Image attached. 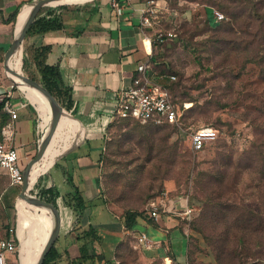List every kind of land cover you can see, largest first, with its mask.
Listing matches in <instances>:
<instances>
[{
    "label": "rangeland",
    "instance_id": "374dc122",
    "mask_svg": "<svg viewBox=\"0 0 264 264\" xmlns=\"http://www.w3.org/2000/svg\"><path fill=\"white\" fill-rule=\"evenodd\" d=\"M84 1L87 0L65 5L83 7L94 0ZM168 1L176 14L163 16L160 26L172 30L175 36L153 45L152 68L173 75L166 80V88L175 102L187 103L186 108L182 106L183 126L188 131L211 126L217 130V137L193 151L174 124L132 118L114 120L104 135L101 157L104 199L123 215L130 209L143 213L147 202L156 196L188 195L194 206L191 219L183 222L189 235V264H264V0ZM222 1L232 6L235 20L222 9ZM60 5H45L39 12ZM209 6L224 15L213 27L204 19ZM16 22L9 24V42ZM26 36L27 33L22 42V72L42 83ZM9 44L2 43L0 47L7 49ZM0 75L11 90L35 108L40 127V112L7 75L2 60ZM35 88L32 89L47 100V95ZM63 108V116L72 122L66 114L70 110ZM80 118L89 133L91 129L102 132L105 120L99 121L96 116ZM163 135L166 138L158 141ZM51 173L62 175L56 168ZM203 176L211 179L212 193L199 185ZM41 177L42 173L30 193L40 196L36 192ZM57 182L63 186L61 180ZM14 188L20 189L21 184H14ZM13 189L9 192L13 193ZM208 193L209 199L205 197ZM210 199L216 206L211 207ZM217 202H221V210ZM28 208L36 209L30 205ZM12 209L17 222L14 233L19 236L17 199ZM91 219L95 220V211ZM64 226L62 219L60 232ZM170 236L173 247L179 248L180 240ZM17 241V258L7 255L8 264L21 262L23 243L20 237ZM130 245L128 238L118 250L133 258L135 251Z\"/></svg>",
    "mask_w": 264,
    "mask_h": 264
},
{
    "label": "crops",
    "instance_id": "0c3cea01",
    "mask_svg": "<svg viewBox=\"0 0 264 264\" xmlns=\"http://www.w3.org/2000/svg\"><path fill=\"white\" fill-rule=\"evenodd\" d=\"M144 1L121 0L122 12L120 14L112 9L109 0H94L83 7L61 9L62 28L33 32L26 36L27 44L32 48L44 45L50 47L44 59L45 63L59 66L63 81L71 90L70 112L73 111V114L71 115L70 112L69 114L73 121L70 122L60 116L57 130L59 134H62V143L67 131L71 130L66 146L74 144L58 156L55 162L42 173L39 181V186L47 187L54 184L60 193L56 202L60 207L61 217L65 220V226L57 236L56 245L59 251L66 249L69 257L79 255L78 227L81 226L83 229L90 223L100 238L97 246L100 252V263H188L189 235L183 225L185 220L180 215L164 212L155 219L144 211L137 217L138 222L135 227L126 229L123 216L105 201L104 195L100 192L102 189V160L100 157L104 149L103 126L101 133L92 129L89 133L84 121L80 118V116H96L99 121L107 120V112L114 104L116 90L122 84L130 82L132 76L136 74L137 64L148 60L152 67L150 58L153 49L151 53L146 52L143 38L151 35L154 29L140 24V17L136 10ZM25 2L26 0H0V45L10 43L7 41L10 22H5V19L16 7L20 9ZM186 14L190 15L187 12ZM146 42L148 44V41ZM147 48L150 51V47ZM5 49L6 47H0L2 64ZM19 60L21 68L22 46ZM11 89L9 82H6L0 75V100H5L3 110L7 113L6 122L3 125L0 123V139L2 128H6V125L10 123L8 142L16 148L19 163L24 169L28 161L37 153L41 133L48 131V126L40 115L39 127L35 108L28 105ZM38 95H36L37 99ZM5 103L11 104L16 109L15 119H11L5 109ZM44 103L41 105L52 117L54 110L46 107ZM1 119L0 117V121ZM51 141L42 157L31 164L32 168L30 166L28 174L36 165L48 163L54 148L53 138ZM52 168L61 170L62 175H53ZM57 180L62 181V187L58 186ZM13 187L8 175L0 171V234L16 238L13 228L17 222L14 221L15 212L12 207L19 197L21 188L13 189ZM73 187H77L88 206L80 219V225L74 223L75 214L70 206L71 196H67ZM11 189L13 193L9 192ZM164 197L168 199L170 208L175 195L166 193ZM176 205L183 207L184 201L178 200ZM93 211H95V220L91 219ZM31 215L28 206L26 210L24 207L25 226L29 223ZM10 228L13 230L10 231ZM134 231L145 233L148 238L147 242L151 245L145 246L143 243H137L132 234ZM170 235L180 240L179 248L173 247ZM128 238L131 248L135 251L133 258L120 252V249L118 250L120 243ZM60 264H65V261H61Z\"/></svg>",
    "mask_w": 264,
    "mask_h": 264
},
{
    "label": "built area",
    "instance_id": "2783aa9c",
    "mask_svg": "<svg viewBox=\"0 0 264 264\" xmlns=\"http://www.w3.org/2000/svg\"><path fill=\"white\" fill-rule=\"evenodd\" d=\"M110 6L117 13L122 12L120 5L121 0H109ZM138 1V0H137ZM140 24L142 26L154 29L151 35L143 38V45L146 52L151 53L153 45L172 39L175 33L169 29H163L160 26V20L163 16L171 17L176 14L174 8L167 5L165 0H145L136 8ZM213 16L217 21L224 18L223 13L212 8ZM186 17L188 15L184 13ZM148 41V44L147 42ZM150 47L148 51L147 47ZM173 78V75L158 73L149 65V61H142L136 66V74L132 76L130 82L122 84L116 90L114 96V104L108 109V119L103 124V133L106 135L110 124L117 119L132 118L141 122H152L155 124L170 123L178 127L180 137H186L189 141V147L193 151L202 149L211 140L217 137V130L211 126H200L195 130L188 131L183 126L182 114L187 103L175 102L166 86L160 80L164 78ZM5 109L10 114L11 119L17 117L16 109L11 104L5 103ZM10 123L6 128H2L0 139V171L6 173L11 184L20 185L23 180V168L19 163V157L16 148L12 143L8 142L10 133ZM79 140V139H78ZM74 143L70 146L72 147ZM183 200L184 206L178 207L176 201ZM168 199L164 196H156L151 198L146 205L148 214L157 219L161 213L173 212L189 221L192 217L194 206L192 205L188 195H177L173 198L172 206L168 207ZM12 231V228H10ZM136 242L150 246L147 242L148 238L145 233L132 232ZM18 236H3L0 234V264H8V256L14 255L17 258L18 252ZM188 264V263H186Z\"/></svg>",
    "mask_w": 264,
    "mask_h": 264
},
{
    "label": "trees",
    "instance_id": "16d2710c",
    "mask_svg": "<svg viewBox=\"0 0 264 264\" xmlns=\"http://www.w3.org/2000/svg\"><path fill=\"white\" fill-rule=\"evenodd\" d=\"M167 2V5L170 7V2L168 0H165ZM230 1H236V0H230ZM260 2H263V0H260ZM222 6V9L225 10L230 18L232 20H235V16L231 14V5L226 2L222 1L219 3ZM212 6L206 7L205 9V15L204 19L205 22L209 27L216 26L220 23L221 20L217 21L212 13ZM18 7L15 8V10L9 14V16L5 19V22H13L16 20V15L18 13ZM61 9H67V5L61 4L58 7H48L45 11H41L37 14L36 18L30 25L27 35L33 33V32H46L49 30H55L63 27L62 18H61ZM50 50V47L47 45L38 47V48H32L33 52V61L37 68V71L40 75V79L43 83V85L56 96V98L61 102L63 107L70 110L72 106V100H71V90L69 87H67L63 81V76L61 73V70L57 64H46L45 63V56L46 53ZM154 55L151 56L150 62L154 63ZM161 72V71H159ZM166 80L168 78H164L160 80V82L167 86ZM40 91V89H39ZM4 99L0 100V117L2 118L0 123L3 125L6 122V112L3 110L4 107ZM73 114V111L70 112ZM128 119V118H124ZM182 122H183V114H182ZM112 123L110 124V126ZM187 128V126H185ZM146 134V133H145ZM144 134V135H145ZM151 136V135H150ZM148 136V139L153 138L151 140L152 142L156 141L155 138L152 136L150 138ZM60 137L62 138V134H60ZM164 138H166L165 135L161 136L158 141H163ZM104 148V147H103ZM102 157V154H101ZM100 157V158H101ZM102 160V159H101ZM32 168V166H31ZM30 168V169H31ZM210 181L211 179L209 176H203L202 180L199 182V185L201 186L202 190L205 189L207 192L212 193L213 190L210 188ZM38 190L36 193H38L41 197H44L45 199L56 203V199L59 196V191L57 188H55L54 184H50L49 186H38ZM101 194H103V189H101ZM206 194V198H210L211 196ZM67 196H71L72 203H70V206L75 214L74 223H78L80 225V219L85 213L86 208L88 207L85 203V200L81 196L79 190L77 187H73V190L69 191L67 193ZM211 207L216 206L213 199H210ZM219 210H221V202H217ZM27 205L25 206L26 210ZM41 211L39 215L37 216L33 229L36 233L39 244H40V250L43 248L46 240L48 239V236L50 235L55 222V214L53 209L50 206H46L45 208H40ZM142 212L136 211L133 209L127 210L123 213L124 218V225L126 229H133L135 225L137 224V217L140 216ZM79 231L77 233V240L80 241L79 244V255L76 257H69L68 252L66 249H62L61 251L58 250L56 242L57 238L48 251L44 261L42 264H60L61 261H65V264H105L100 263L99 257L100 252L98 251V243L100 242L99 235L96 233V229L89 223L87 227L81 228V226L78 227ZM121 244V243H120ZM106 264H110L109 262ZM189 264V261H188Z\"/></svg>",
    "mask_w": 264,
    "mask_h": 264
},
{
    "label": "bare ground",
    "instance_id": "6f19581e",
    "mask_svg": "<svg viewBox=\"0 0 264 264\" xmlns=\"http://www.w3.org/2000/svg\"><path fill=\"white\" fill-rule=\"evenodd\" d=\"M81 0H53L50 2V4H70V3H78ZM30 3L28 4H24L18 14V18H17V22H16V27H15V34L19 33V31L21 30L22 26L24 25L28 15H29V11H30ZM20 48L21 46H19L16 51L14 53H16L13 56V59L11 61L12 56L10 57L9 61H8V65L10 66L11 69H13L15 71H6L7 75L10 77V79H12L13 82H15L19 88L24 92L25 96L29 99V101L31 103L35 104V107L38 110V113L40 112L41 117L43 118L44 122L47 124L48 128L50 126L52 117L49 114V112L41 105V103H44V99L42 98V96H39L38 99L36 97V95L38 94L34 89V86L28 84L26 81H24L21 77L20 74L23 72L21 71L20 68ZM11 61V63H10ZM36 89V88H35ZM40 89V88H38ZM41 90V89H40ZM47 100H45V106L49 107L51 109L54 110V106L51 103V100L49 97H47ZM41 103H40V102ZM66 114H69L66 113ZM63 115H65V113L62 111L61 113V118H65ZM70 115V114H69ZM66 119V118H65ZM67 120V119H66ZM71 130H68L66 133V136L64 138V141L62 143V138L60 137V134L57 130L54 131V134L52 136L53 138V143H54V148L52 149L53 153L52 156L50 158V160L48 161V163L44 164V165H36L28 174V188L31 190L32 187L34 186L38 176L43 173L51 164L52 162L56 159V157L62 153L63 151H65L68 147H70V144L68 146H66V142L67 139L69 137ZM47 133V131L45 132ZM44 134V133H43ZM52 142V141H51ZM66 146V147H65ZM49 150V149H48ZM49 152V151H48ZM50 155V154H49ZM30 191H26L25 196L24 197H18L17 199V209H18V214H19V226H18V235L23 243V247H22V251L20 253V259H21V264H34V262L37 260L41 250H40V244H39V240L33 230V225L34 222L37 218V216L39 215L41 209L40 208H45L46 205H41V204H36L34 202H31L28 200ZM26 205H30V207H36V209H32L29 208V212L32 213L29 223L27 224V226H25L24 222H23V213H24V207Z\"/></svg>",
    "mask_w": 264,
    "mask_h": 264
},
{
    "label": "water",
    "instance_id": "95a60500",
    "mask_svg": "<svg viewBox=\"0 0 264 264\" xmlns=\"http://www.w3.org/2000/svg\"><path fill=\"white\" fill-rule=\"evenodd\" d=\"M51 1H53V0H31L29 2L31 6H30L29 15H28L26 21H25L24 25L22 26L21 30L19 31V33L13 34V39L10 42V45L8 46V48L4 52L3 67H4L5 71H12L15 73V71L13 69H11L10 66L8 65V61H9L10 57L12 56V54L16 51V49L19 46H22V42L24 40V37H25L30 25L32 24V22L34 21V19L37 16V14L39 13L40 9L45 5H49ZM21 8H22V6L18 10V13L16 15V20L18 18V14H19ZM20 77L24 81H26L28 84L40 88L50 98V100L54 106L53 116H52L50 126L48 128V131H47V133H44V134L41 133V137H40L39 142H38L39 144H38L37 153L35 154L34 157H32V159H30L28 161L25 168L23 169V180H22L21 189H20L18 195H19V197H24L26 191H30V189L28 188V171H29V168L34 161H36L42 157L46 147L48 146V144L51 141V138L54 134V131L56 130V127H57L59 119H60V115H61L64 108L61 105V103L59 102V100L56 98V96L54 94H52L38 80L31 78V77H28L27 75H24L22 73L20 74ZM32 105L35 106L34 103H32ZM70 147H68V148H70ZM55 160L52 162V164L55 162ZM29 194H30L28 197L29 201L34 202L36 204L50 206L53 209L54 214H55L54 227H53L48 239L46 240L37 260L34 262V264H42L47 253H48V251L50 250V248L54 244L57 236L59 235L60 226H61V219H62L61 210H60V207H59L57 202L53 203V202L45 199L44 197L37 196L36 194H32V193H29Z\"/></svg>",
    "mask_w": 264,
    "mask_h": 264
}]
</instances>
